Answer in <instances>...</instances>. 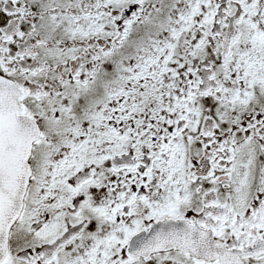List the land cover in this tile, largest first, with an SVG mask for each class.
<instances>
[{"label": "snow or ice", "instance_id": "snow-or-ice-1", "mask_svg": "<svg viewBox=\"0 0 264 264\" xmlns=\"http://www.w3.org/2000/svg\"><path fill=\"white\" fill-rule=\"evenodd\" d=\"M0 264H264V0H0Z\"/></svg>", "mask_w": 264, "mask_h": 264}]
</instances>
